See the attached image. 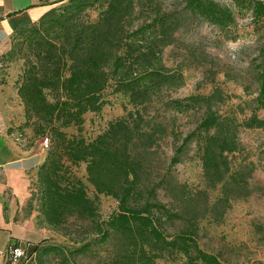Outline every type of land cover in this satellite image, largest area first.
<instances>
[{
	"label": "rangeland",
	"instance_id": "1",
	"mask_svg": "<svg viewBox=\"0 0 264 264\" xmlns=\"http://www.w3.org/2000/svg\"><path fill=\"white\" fill-rule=\"evenodd\" d=\"M214 1L233 12L235 21L230 26L220 27L190 13L185 9L186 0H142L136 25L167 14L183 21L176 41L163 54L165 65L183 75V86L166 92L160 102L139 108L109 89L101 111L88 112L82 126L64 131L92 142L121 119H128L132 127L138 124L131 128L133 136L126 146L144 166L146 190H153L157 202L179 216L175 223L166 221L167 232L193 231L200 247L225 264H264V127L245 126L253 116L264 119V109L257 101L259 76L264 70V17L256 19L252 10H241L233 0ZM54 2L58 3L52 5ZM66 3L68 0L32 2L13 22V32L0 51V134L26 152L34 150L44 162L52 137L37 134L34 119L27 123L18 94L27 48L17 31ZM99 13L91 10L90 19L97 20ZM216 89L223 98L219 113L235 119L240 127L238 149L228 156L230 175L223 184L212 187L201 160L200 142L206 133L198 129L205 109L185 101L184 105L194 107H182L181 112L169 103L208 96ZM175 156L179 161L173 162ZM39 167L32 171L15 166L0 169V264H15L6 253L12 243L34 250L33 264H109L118 252V241H103L98 230L118 213V200L96 191L89 182L86 163H67L62 173L66 183L76 181L84 187L93 216L76 212L65 224L50 227L43 217ZM86 244L90 246L85 252H76ZM54 247L61 251H52ZM158 264L189 263L184 256L174 255L159 259Z\"/></svg>",
	"mask_w": 264,
	"mask_h": 264
},
{
	"label": "trees",
	"instance_id": "2",
	"mask_svg": "<svg viewBox=\"0 0 264 264\" xmlns=\"http://www.w3.org/2000/svg\"><path fill=\"white\" fill-rule=\"evenodd\" d=\"M233 1L241 10H252L256 19L264 17V1ZM141 5L142 0H68L31 27L17 31L27 48L25 75L18 91L27 123L34 119L37 134L52 137V147L39 167L44 222L56 228L76 212L93 216L84 187L76 181L66 183L62 174L67 163H86L89 182L96 191L119 202L118 213L98 230L103 241H118V252L109 264H158L159 259L174 255L184 256L189 264H225L200 247L193 231L167 232L166 223H175L179 216L157 202L153 190H146L144 166L126 146L133 136L131 128L138 124L132 127L128 119H121L92 142L64 131L82 126L88 112L101 111L109 89L139 108L160 102L166 92L183 86L181 72L168 68L163 57L176 41L183 21L167 14L136 25ZM185 9L220 27L235 21L233 12L214 0H186ZM91 10L100 11L95 21L90 19ZM259 83L257 101L264 109V70ZM185 101L205 109L198 126L206 133L200 142L201 160L207 183L216 187L230 175L228 156L238 149L240 124L219 113L223 103L219 89L208 96L173 100L169 106L181 112L182 107H194L184 105ZM136 114L141 115L139 110ZM245 126L262 128L264 119L253 116ZM89 246L76 252L83 253ZM23 251L15 264H33L34 250Z\"/></svg>",
	"mask_w": 264,
	"mask_h": 264
},
{
	"label": "crops",
	"instance_id": "3",
	"mask_svg": "<svg viewBox=\"0 0 264 264\" xmlns=\"http://www.w3.org/2000/svg\"><path fill=\"white\" fill-rule=\"evenodd\" d=\"M34 1L0 0V51L13 32V22L22 17L21 12L29 9V5ZM43 162V156L36 154L34 150L26 152L23 146L0 134V169L7 170L15 166L20 170L32 171Z\"/></svg>",
	"mask_w": 264,
	"mask_h": 264
},
{
	"label": "built area",
	"instance_id": "4",
	"mask_svg": "<svg viewBox=\"0 0 264 264\" xmlns=\"http://www.w3.org/2000/svg\"><path fill=\"white\" fill-rule=\"evenodd\" d=\"M11 256V260L15 263L24 256L23 248L18 246L16 243L9 244L7 246V252Z\"/></svg>",
	"mask_w": 264,
	"mask_h": 264
}]
</instances>
